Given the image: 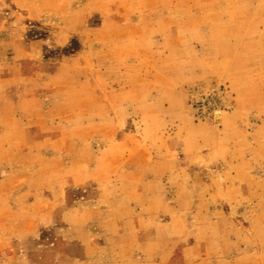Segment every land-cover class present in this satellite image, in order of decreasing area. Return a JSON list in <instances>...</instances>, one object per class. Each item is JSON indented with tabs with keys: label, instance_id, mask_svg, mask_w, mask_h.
Returning a JSON list of instances; mask_svg holds the SVG:
<instances>
[{
	"label": "rangeland",
	"instance_id": "obj_1",
	"mask_svg": "<svg viewBox=\"0 0 264 264\" xmlns=\"http://www.w3.org/2000/svg\"><path fill=\"white\" fill-rule=\"evenodd\" d=\"M0 264H264V0H0Z\"/></svg>",
	"mask_w": 264,
	"mask_h": 264
}]
</instances>
